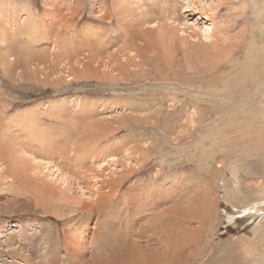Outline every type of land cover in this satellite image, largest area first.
Returning a JSON list of instances; mask_svg holds the SVG:
<instances>
[{"label":"rangeland","instance_id":"obj_1","mask_svg":"<svg viewBox=\"0 0 264 264\" xmlns=\"http://www.w3.org/2000/svg\"><path fill=\"white\" fill-rule=\"evenodd\" d=\"M187 1L0 0L30 10V21L36 27L32 28L36 31L32 49L49 50V62L41 65L45 76H40V83L7 75L0 65V125L4 119L39 109L41 128L56 135V163L70 167L86 194L75 199L61 189H52L36 192L35 197L32 188L35 190L39 181L34 182L32 157L47 158L45 154L49 153L39 142L41 135L38 139L25 136L17 123L9 121V129L19 140H11L15 144L8 151L11 160L2 165H11L17 183L7 189L4 183L9 180L0 178V264H264V233L252 236L254 224L259 219L263 222L264 215L250 217L253 211L235 200L230 202L222 182L223 177H231L226 168L233 162L232 156L238 163L256 158L238 156L246 150L241 140L246 137L241 138L239 132H218L232 115L218 123L221 119L207 102L209 95L204 94L207 85L227 92L222 84L224 74L236 57L243 58L250 28L257 29L251 23L252 7L249 0H216L208 10L210 0H191L186 7ZM2 20L0 16V32L5 30ZM152 20L166 26L163 31L174 39L178 61L186 48L200 43L196 36L190 38V33H200L199 28L210 22L215 29L210 40L201 42L205 50L199 60L190 63L188 69L175 68L169 57L161 54L159 42L154 41L153 51L148 53L154 54V60L142 57L144 42L156 35ZM171 23L192 27L193 32L187 29L182 33L181 25H177L178 31L173 30L169 28ZM6 41L12 46L30 45L24 35L8 36L0 41V53L9 46L4 47ZM53 44L55 49L72 52L73 61L91 52L96 69L81 78H68L64 76L67 72L62 75V62L58 65L61 57L57 60L53 54ZM168 65L177 69L176 74L168 70ZM210 74L211 79L204 77ZM228 87L233 89L230 93L240 92L234 84ZM76 100L78 106L73 108ZM218 101L215 105L228 103ZM59 103L65 109L62 116L54 108L44 113L51 108L49 104ZM112 119L121 120L117 127L108 124ZM66 133L72 137L70 147L74 148L70 152L61 145ZM84 141L88 144L85 153L80 148ZM17 149L26 150L28 156ZM105 153L113 157L109 160L116 161L115 165L106 163V158V164L95 169L94 162L102 161ZM258 163L256 160L254 165ZM259 168L256 165L252 170L261 175ZM94 173L97 177H91ZM240 176L242 185L254 189L256 176L244 171ZM88 191L93 195L89 197ZM121 239L136 241L135 250L142 258L125 263L114 257L112 251ZM10 249L21 259L9 256ZM148 249L153 250L150 257Z\"/></svg>","mask_w":264,"mask_h":264},{"label":"bare ground","instance_id":"obj_2","mask_svg":"<svg viewBox=\"0 0 264 264\" xmlns=\"http://www.w3.org/2000/svg\"><path fill=\"white\" fill-rule=\"evenodd\" d=\"M249 1L251 4V7H252V15L254 16V21L251 23H253L257 27V29L250 28V39H249V42L246 44V47L243 51V58L236 57V59L233 60L232 63H230L231 65H230L229 69L226 70L227 73L224 74V76H226V77L223 79L222 84L224 87H227V88H225L227 90V92H225L223 89H220V87L218 88V86L207 85L208 90H205L204 94H206V96L209 95L208 97H210V99L207 102L211 104L212 110L214 109L215 113H217V115L219 116V119H221L220 121H218V123L221 121H224L222 119L226 115H228V114L232 115V117H230L229 119L226 120V123L222 126V129L220 127L218 132H220V133H226V132L230 133L232 131L239 132V136L241 138L246 137L245 139H241V140H242V143H244V145H246L245 148L247 151L245 150V151L241 152V154H239L238 156L246 155L247 157L253 156V158H256V159L249 160V162H244V163H238L239 161L236 160L237 158H235L233 156L230 158V161L233 160V158L235 160V161L233 160V162L230 164L228 163L227 164L228 167L226 168L230 172L231 177L228 179L226 177H223V180H222V182H224V189L226 190V196H227L228 200H230V202L235 200V202H238L239 204H241V206H246V209L253 211L252 213L249 214L250 217L252 215L254 216L255 214H257V216H260L262 218V216L264 215V0H249ZM7 2H5V3L1 2L0 3V16L3 18L2 22L4 23V26H2V27H5V30L2 29L0 32V41L4 42L8 36L17 38V36H23L24 35L28 39V41H26V42H29V43H27V44H30V45L12 46V44H9V42L6 41V43L8 42V44L4 43L5 44L4 47H6V45H9V46L6 48V51L0 53V65L4 70V73L7 75L16 76L17 78H23L24 80H28V81L33 80V81L40 83L42 81L40 76H42V74H44V72H45V71L43 72L41 65L46 63V62H49V58H48L49 50H47V49H32L31 45H32L33 39H34V33L36 32V31L33 32L32 28H36V27H34V25L30 21L31 20L30 19L31 18L30 13H29L30 10L27 8H24V9H27V10H24L22 6H21L22 8L19 6L20 8L17 9L15 7L16 4L10 5V2H9V4ZM214 2H216V0L208 1V3H207L208 7H209L208 10L213 9L212 3H214ZM187 3L188 4H186V7L192 2H191V0H189V1H187ZM154 22L155 21L152 20L151 26L153 25V27H151V28H154V26L156 25ZM173 24L171 23L169 28H172L173 30L178 31L177 25L180 26L181 24H176L175 26ZM148 25H149V22H148ZM31 26H33V27H31ZM155 27L156 28H154V29H156V35H154L153 33L150 32L154 36L152 38H151V36H149L148 39L144 42L143 50H144L145 54L144 55L141 54L142 57L145 56V59H150V60L153 59L152 56H154V54L151 56L148 53L149 52L151 53V50H152L151 45L153 43H155L154 41H156V42H159V44L158 43H156V44L160 45V47L162 49V50L159 49L162 51L161 54L163 53L164 54L163 56L169 57L168 62L170 60V63L175 68L185 67L187 69L189 68L190 63H195V59L199 60V58L202 56L205 49L202 46L200 47V45L203 43V41H207V40H210L212 38L213 30L215 29V25H213L210 22L207 24V27L205 26L203 28H199L200 33L197 31L194 32V35L190 33L188 36L190 38L193 37V39L196 36L197 41H200V43L196 44V42H194L193 44L190 45L189 50H187V48H186L187 52L178 61V58H176V56H175L177 54L175 52H177V51L174 48V46L172 45L174 39L171 36L166 37V35L163 31L166 28V26H163L161 23L158 24V22H157V25ZM154 29H153V31H154ZM172 29H171V31H172ZM187 29H190L193 32L192 27H185L184 25H181L182 33H186ZM255 31H256V34H255ZM151 34H148V35H151ZM11 39H14V38H11ZM185 43H187V42H185ZM20 44H22V43H20ZM185 46H187V45H185ZM198 46H199V49L196 51L195 49ZM55 48L56 47L53 44V46L51 48V50L52 49L54 50L53 54L55 55L57 60L61 57V59L58 61L59 64L58 63H56V64L60 65V62H62V65H61L62 66L61 72L63 73L62 75H64V73L67 72V75H64V76H66L68 78H71V77L73 78V76L81 78L83 76L90 75L96 69V68H94V66L92 67V60L94 59L93 58L94 55L91 52L86 54L87 56L85 55L82 59L73 61L74 56L72 55V52L71 53L68 52V49L67 50L66 49L58 50ZM131 48H133V47H131ZM135 49H136V47H135ZM140 49H141V47H140ZM91 50H93V47ZM160 58H162V55ZM164 59L165 58H163V60ZM64 60H66L65 61L66 63L63 62ZM109 60H111V59H109ZM155 60H156V58H155ZM260 60H263L262 63L256 64V62H259ZM147 62H149V61H147ZM52 63L54 64V61ZM106 63L107 62H104L105 66H108V64H106ZM137 63H139V62H137ZM139 64L141 65V63H139ZM235 64H240V65H239V67H236ZM151 65H152V63H151ZM155 65H157V63ZM172 65H168L167 68H168V70H172V74H176L177 69H176V71L173 70ZM261 65H262V67L260 68ZM163 66H164V64H163ZM57 72H60V70H57ZM211 72H213V71H211ZM183 74L186 75V74H188V72L185 73L183 71ZM184 75H183V77H184ZM43 76H45V74ZM174 76H176V75H174ZM150 77H152V76H150ZM164 77H165V75H164ZM204 77L206 79H211L212 74L204 75ZM219 77H220V74H219L218 78ZM193 79H195V78H193ZM144 81H146V80H144ZM165 84H166V82H165ZM212 84L214 85V83H212ZM231 84H234L235 87H239L238 90L240 92L235 93V94L233 92H232L233 94L230 93L233 89L230 90V88H232V87H228V86ZM168 85H169V83H168ZM194 88H196V87H194ZM198 89H199V86H198ZM180 90H181V88H180ZM229 94H232V95H229ZM200 98H202V97H200ZM77 100L74 101L73 104H71V106L73 108L78 106ZM218 100L228 101V103L226 106H223V104L215 105V103ZM202 103H204V102H202ZM50 104H49V107H51V108L46 110L47 107L41 106V110H43V111L46 110V112L44 111V113L47 114V112L51 113V111L54 108L55 109L54 112L57 111L59 114V117L65 113V109H64L62 104L59 103L56 105H52L53 107L50 106ZM65 105L67 106L68 104H65ZM108 106H112V104H109ZM38 113H39V109L28 110L27 112L22 114L20 117H16V118L10 117V118L4 119L0 125V178L9 180V182L4 183V188L12 189V187H13L12 184L17 183V176H16L17 174L11 168H9V166H11V165H9V164H4V166L2 165L4 162H7V163L10 162V160H11L10 159V153L8 151L11 150L12 147H14V145H15V144L10 143L11 140H14L13 138L16 137L15 134H13L12 131L9 129V121H11V123L14 122V123L18 124L21 131L25 132L24 133L25 136L26 135H30V136L32 135L36 139H38L39 135H41V138H40L41 140H39V142L42 143L41 146L43 145L44 146L43 148L49 153V155L45 154V155H47L46 156L47 158L32 157V160L34 161L32 169L35 170L34 171V173H35L34 174L35 175L34 182L39 181L36 184V189L34 190V187L32 188L33 195L36 197V192L42 193V192H45L46 190L51 191L52 189H61L60 192H64L68 196L72 195L73 197H75V199H80V198L84 197L86 194L84 192V188L80 187V182H79L80 178H79V180L77 179V181H76V178L71 175L70 167L67 168L61 164L58 165L57 164L58 162L56 163V154L59 152L57 145H56L57 143L54 141L55 139H53V137H56V135H54L51 132H48L46 129H44L45 128L44 126H43L44 128L42 127L43 129L41 128V125L39 123L38 116H37ZM64 117H65V115L63 116V118ZM214 119H216V118H214ZM120 121H121L120 119H112L111 121L108 120L107 122H108V124L112 123L111 125L114 126L116 123H119ZM230 121H234V122H238V123H237V125L232 126V124H229ZM96 123H97V121H96ZM115 126L117 127V125H115ZM207 126L209 127L210 125H207ZM32 128H33V131H32ZM96 128L99 129L98 126H96ZM14 130H16V129H14ZM16 131H18V130H16ZM218 132L216 133V135H218ZM62 133L64 135L65 132H62ZM71 138L72 137H70L66 133L65 138H63L64 142L62 140L63 143L61 144L66 149L60 145L62 147V149L66 150L67 152L68 151L70 152L71 148L73 147V146L70 147V141H71L70 139ZM238 139H240V138H238ZM16 140H19V138L17 139V137H16ZM16 140H15V142H17ZM73 143H74V141H73ZM86 146H88V144L86 141H84L82 147H80L83 152L85 151L83 149L84 148L86 149ZM61 147H60V150H61ZM43 148H41V149H43ZM93 148L94 147H92L91 149H93ZM245 148H242V149H245ZM79 149H77V150H79ZM77 150H76V152H77ZM81 150L79 151L81 153L80 155H82V153H83V152H81ZM17 151L23 152L24 154L27 153L26 150H24V149H21V150L17 149ZM66 151H64V152H66ZM238 152L239 151H237V153ZM24 154H22V155H24ZM107 154L105 153V155H102L103 156L102 161H100L101 159L98 161L96 160L95 162L93 161L94 163H96L95 169L100 168V166L105 163L104 160L106 158L108 159L106 161V163L111 162L112 165H115L116 161L109 160L110 158H113V157L109 156L110 154H108V155ZM147 154H148V152H147ZM257 154H259V156L261 157V160H258ZM63 155H64V153H63ZM254 155H255V157H254ZM64 156L66 159L67 158L66 155H64ZM67 156H69V155H67ZM234 156L238 157L237 154H235ZM85 158H87V157H85ZM68 159L69 158H67V160ZM75 159L76 158H74V160ZM82 159L84 160V158H82ZM94 159L95 158L93 157L92 160H94ZM67 160H66V163L68 164ZM256 160H257V162H259L256 165L261 167V168H259V169H261V175L258 172H254L252 170V168L256 166V165H254ZM62 161H64V160H62ZM77 162L79 163V161H76V163ZM63 164H65V163H63ZM67 164H66V166H67ZM209 165H207V166H209ZM251 165H253V166L251 167ZM240 171L241 172L244 171L247 174L256 176V179L258 181L254 183L256 185V186H254V189L252 187H249V186L246 187V185H242V183L240 182L242 180H240V179H243V178H241V176H240ZM12 172L15 174L14 176L11 175ZM217 174H219V173H217ZM39 176H41V177L39 178ZM260 176H261V178H260ZM91 177H97V176L94 173L91 175ZM229 180L231 181V184L230 183L228 184ZM75 182H77L76 187L74 186ZM115 182H117V180ZM95 188H96V186H95ZM57 192H56V194H57ZM87 194L89 197L93 195V193L90 191H88ZM15 195L17 196L18 194H15ZM203 201H204V199H203ZM205 202H207V198H206ZM83 204L84 203H82V205ZM83 206L89 207L91 205L88 204V205H83ZM103 207H105V206H102V209H103ZM231 214H232V212L229 213L228 215L230 216ZM157 220L159 221L160 219H157ZM259 220L257 223L254 224V229H252V231H253L252 236H256L258 234L262 235L264 233V221L260 222ZM157 222H155V224ZM160 222H161V220L159 221V223ZM12 231H14V230H12ZM112 237H114V236H112ZM246 243H247V241H246ZM118 244L119 245H118V247L116 246L117 247L116 250L114 249L112 251L114 257L124 259L125 263H128L130 261H135L138 258H142V257H140V255L135 250V246L137 244L136 241L134 243H132V242L129 243V241H128V243H127L123 239H121L118 241ZM253 244H254V241H253ZM17 250H18V248H17ZM12 251H14V252H12ZM147 251L149 253L148 257L152 256L153 250L148 249ZM16 252L17 251H15L14 249H10L7 252V254L11 257H17V258L19 257L21 259L20 256L16 255Z\"/></svg>","mask_w":264,"mask_h":264}]
</instances>
